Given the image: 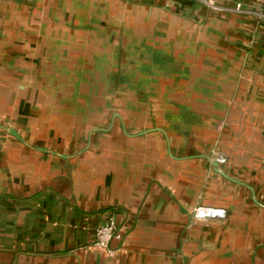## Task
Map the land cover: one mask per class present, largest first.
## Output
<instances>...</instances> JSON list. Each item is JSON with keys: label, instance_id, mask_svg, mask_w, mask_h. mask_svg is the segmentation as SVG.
Returning a JSON list of instances; mask_svg holds the SVG:
<instances>
[{"label": "crops", "instance_id": "1", "mask_svg": "<svg viewBox=\"0 0 264 264\" xmlns=\"http://www.w3.org/2000/svg\"><path fill=\"white\" fill-rule=\"evenodd\" d=\"M256 13L0 0V264H264Z\"/></svg>", "mask_w": 264, "mask_h": 264}, {"label": "built area", "instance_id": "2", "mask_svg": "<svg viewBox=\"0 0 264 264\" xmlns=\"http://www.w3.org/2000/svg\"><path fill=\"white\" fill-rule=\"evenodd\" d=\"M204 5L211 11H232L234 13H256L252 9L248 8L240 0H196ZM257 16L264 20V13H256ZM255 14V15H256ZM217 160V161H216ZM215 161L220 163H225L227 161L226 157H219ZM223 212V215L219 213ZM203 213V215H201ZM227 211L223 207H214L209 205H197L193 209V216L196 219H222L226 216ZM118 230V224L116 222L115 216L111 215L107 222L99 225L95 231V239L93 245L99 249L107 250L109 255H115V250L111 248L110 244L112 239L116 236Z\"/></svg>", "mask_w": 264, "mask_h": 264}, {"label": "water", "instance_id": "3", "mask_svg": "<svg viewBox=\"0 0 264 264\" xmlns=\"http://www.w3.org/2000/svg\"><path fill=\"white\" fill-rule=\"evenodd\" d=\"M12 133L16 136H18V134L15 131H12ZM215 165H217L216 163H214Z\"/></svg>", "mask_w": 264, "mask_h": 264}, {"label": "clouds", "instance_id": "4", "mask_svg": "<svg viewBox=\"0 0 264 264\" xmlns=\"http://www.w3.org/2000/svg\"><path fill=\"white\" fill-rule=\"evenodd\" d=\"M219 214H220V215H223V212H220ZM201 215H203V213H201Z\"/></svg>", "mask_w": 264, "mask_h": 264}]
</instances>
